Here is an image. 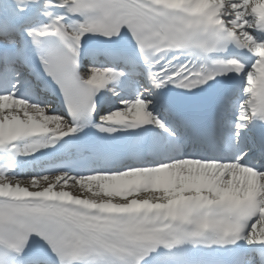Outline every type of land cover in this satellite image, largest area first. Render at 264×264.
Instances as JSON below:
<instances>
[{"label":"snow or ice","instance_id":"6c2138e0","mask_svg":"<svg viewBox=\"0 0 264 264\" xmlns=\"http://www.w3.org/2000/svg\"><path fill=\"white\" fill-rule=\"evenodd\" d=\"M49 4L80 19L46 11L50 21L32 26L29 0H0V150L33 155L93 113L101 132L153 125L168 138L144 128L131 140L85 144L73 164L86 174L21 180L0 166V264H264V0ZM101 39L103 47L90 43ZM229 44L251 56L207 57ZM82 51L121 67L89 65L81 75ZM33 55L66 112L19 94ZM121 77L135 95L97 111V95H118L109 84ZM209 81L205 102L168 127L149 108L164 103L155 89L207 91Z\"/></svg>","mask_w":264,"mask_h":264},{"label":"bare ground","instance_id":"6f19581e","mask_svg":"<svg viewBox=\"0 0 264 264\" xmlns=\"http://www.w3.org/2000/svg\"><path fill=\"white\" fill-rule=\"evenodd\" d=\"M29 2L31 3V7L30 8H27L25 13L28 11V9H36V8H39L41 7L43 11V15L44 17L50 21L51 17H48L45 15V12L46 11H51L53 13V15H62V14H65L64 13V9L63 8H59V7H56L52 4H49L47 7H46V0H29ZM43 6V7H42ZM66 22V21H65ZM73 22V21H72ZM72 22H66V23H72ZM42 149H48L47 147L46 148H42ZM19 179L21 180H27V179H30L29 178H21L19 177Z\"/></svg>","mask_w":264,"mask_h":264}]
</instances>
